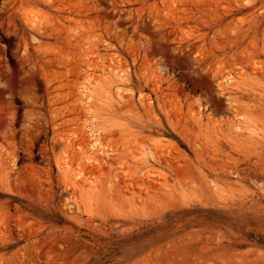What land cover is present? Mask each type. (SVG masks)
<instances>
[{
  "label": "rangeland",
  "instance_id": "obj_1",
  "mask_svg": "<svg viewBox=\"0 0 264 264\" xmlns=\"http://www.w3.org/2000/svg\"><path fill=\"white\" fill-rule=\"evenodd\" d=\"M0 264H264V0H0Z\"/></svg>",
  "mask_w": 264,
  "mask_h": 264
},
{
  "label": "bare ground",
  "instance_id": "obj_2",
  "mask_svg": "<svg viewBox=\"0 0 264 264\" xmlns=\"http://www.w3.org/2000/svg\"><path fill=\"white\" fill-rule=\"evenodd\" d=\"M118 76L119 79L122 78V74L116 75ZM86 80H91V78L87 77ZM234 80V79H233ZM233 80L230 77H227L223 80L224 87L228 90L232 89L233 85ZM87 85H91L90 82H87ZM88 86L83 87V93L82 94L85 97V103L89 104L92 101V96L91 94L93 93L91 89H89ZM121 94V88H117L116 95L119 97ZM88 136L91 138V144L89 145L88 152L90 153V157L87 159L88 161L96 159V155L99 156L101 155L102 157L105 156L107 153L103 150L101 147L100 141L98 140L97 136L99 135L98 133L94 132V129L92 127L86 126ZM235 132H243V128L239 126H235ZM92 156V157H91ZM64 161V160H63ZM65 169H67V172L71 169L70 165L68 164L67 160L64 161ZM64 169V170H65ZM72 171V170H71ZM71 173V172H68ZM82 173L80 172V169H75L72 171V184L77 185L80 180H81ZM71 177V175H70Z\"/></svg>",
  "mask_w": 264,
  "mask_h": 264
}]
</instances>
